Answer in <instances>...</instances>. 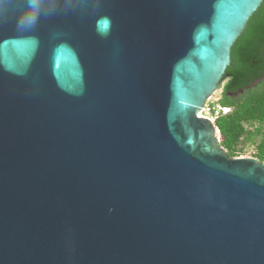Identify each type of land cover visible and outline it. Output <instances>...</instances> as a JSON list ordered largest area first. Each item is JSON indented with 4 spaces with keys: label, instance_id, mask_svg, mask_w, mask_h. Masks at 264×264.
I'll return each instance as SVG.
<instances>
[{
    "label": "water",
    "instance_id": "95a60500",
    "mask_svg": "<svg viewBox=\"0 0 264 264\" xmlns=\"http://www.w3.org/2000/svg\"><path fill=\"white\" fill-rule=\"evenodd\" d=\"M263 0H0V264H264V161L199 115Z\"/></svg>",
    "mask_w": 264,
    "mask_h": 264
},
{
    "label": "trees",
    "instance_id": "16d2710c",
    "mask_svg": "<svg viewBox=\"0 0 264 264\" xmlns=\"http://www.w3.org/2000/svg\"><path fill=\"white\" fill-rule=\"evenodd\" d=\"M222 85L220 102L232 107L217 120L222 145L231 156L254 145L264 161V0L232 47Z\"/></svg>",
    "mask_w": 264,
    "mask_h": 264
},
{
    "label": "built area",
    "instance_id": "2783aa9c",
    "mask_svg": "<svg viewBox=\"0 0 264 264\" xmlns=\"http://www.w3.org/2000/svg\"><path fill=\"white\" fill-rule=\"evenodd\" d=\"M221 88H223V86H221ZM220 98L221 96L219 98H214V95H213L208 100L205 107L200 111L199 115L205 118H209L216 125L217 135H218L220 142L222 143L224 137L222 135L220 127L217 125V120L219 119V117L232 112V107L221 104Z\"/></svg>",
    "mask_w": 264,
    "mask_h": 264
},
{
    "label": "rangeland",
    "instance_id": "374dc122",
    "mask_svg": "<svg viewBox=\"0 0 264 264\" xmlns=\"http://www.w3.org/2000/svg\"><path fill=\"white\" fill-rule=\"evenodd\" d=\"M223 86V85H222ZM223 88H220L215 94L214 98H219L221 96ZM240 156H254L255 155V147L254 145H247L243 151L240 152Z\"/></svg>",
    "mask_w": 264,
    "mask_h": 264
}]
</instances>
